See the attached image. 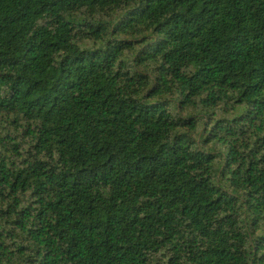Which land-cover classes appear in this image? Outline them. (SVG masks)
<instances>
[{"label":"trees","instance_id":"1","mask_svg":"<svg viewBox=\"0 0 264 264\" xmlns=\"http://www.w3.org/2000/svg\"><path fill=\"white\" fill-rule=\"evenodd\" d=\"M0 264H264V0H0Z\"/></svg>","mask_w":264,"mask_h":264}]
</instances>
